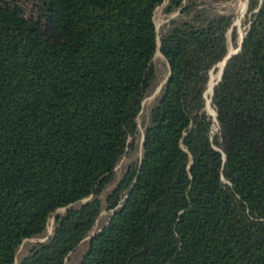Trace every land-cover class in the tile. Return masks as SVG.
<instances>
[{"label": "trees", "instance_id": "16d2710c", "mask_svg": "<svg viewBox=\"0 0 264 264\" xmlns=\"http://www.w3.org/2000/svg\"><path fill=\"white\" fill-rule=\"evenodd\" d=\"M20 1L0 0V264L52 216L20 264H64L92 230L99 194L134 149L158 43L170 74L142 155L79 264H264V0L248 1L240 50L213 88L214 134L204 94L232 15L169 0L186 19L158 40L164 0H26L31 15Z\"/></svg>", "mask_w": 264, "mask_h": 264}, {"label": "rangeland", "instance_id": "374dc122", "mask_svg": "<svg viewBox=\"0 0 264 264\" xmlns=\"http://www.w3.org/2000/svg\"><path fill=\"white\" fill-rule=\"evenodd\" d=\"M249 0H228L223 2H217V3H210L208 0H196V3L199 4L201 7H210L208 9H211L212 11L220 14H230L233 16V24L234 28L236 30V39L233 41L231 39V31L230 29L227 31V39H228V49L229 51H234L235 44L238 46L240 43L241 38L243 37L245 33V28L247 27V6H248ZM21 4L23 5L25 9V13L27 15L36 14V9L34 8V5H32L31 2H28L26 0H21ZM183 2H186V0H183ZM169 0H164L160 5H158L154 10L153 20L156 26V30L158 33V40L159 38L172 26V21L176 20L177 22L186 19V16L184 14H180L179 10L180 8H175L171 11H166L168 8ZM158 51V48L156 49L153 58H152V65L155 71V81L152 85V87L147 92L146 96L142 100V107L141 111L137 117V124H138V130L135 137V146L133 150L128 151L126 154L122 156V158L117 163L114 174L112 176V179L110 182L104 187L102 192L99 194V198L102 202V210L92 228V230L88 233V235L75 247L74 250H72L64 259V264H79L83 255L85 254L89 239L88 237L98 231L108 220L111 211L106 208V197L111 193V191L114 189L116 184L118 183L119 179L122 177L126 167L131 162H135L139 160V158L142 155V137L144 132V127L148 122V115L152 107L155 105L157 100L159 99L162 88L165 84V80L169 75V66L163 57V55L160 52L159 54H156ZM160 51V50H159ZM220 73V67H216V69L210 72V81H213V84L217 81L219 78ZM207 98L209 99L210 95V87L207 89ZM206 110L207 113L212 117V133H217L218 131V125L217 121L213 119V114L215 112L214 108L211 106V104H207L206 99ZM91 197V196H90ZM90 197L84 198L80 201H77L68 207L72 208H78L82 203L89 200ZM66 208H60L56 211L58 214H63L65 212ZM53 223H54V217L52 216L49 220V223L47 225V228L44 232V235L39 238H29L25 239L22 244L20 245L16 259L14 264H20L21 258L28 252L29 248L32 244H34L37 241L44 240L49 234H51L53 229Z\"/></svg>", "mask_w": 264, "mask_h": 264}, {"label": "water", "instance_id": "95a60500", "mask_svg": "<svg viewBox=\"0 0 264 264\" xmlns=\"http://www.w3.org/2000/svg\"><path fill=\"white\" fill-rule=\"evenodd\" d=\"M233 27H234V24H232V27H231L230 31L232 30ZM242 38H243V37H242ZM242 38H241V40H240V43H239L238 47H237L234 51H229V50H228L227 55H226V56L224 57V59L220 62L221 65H220V63H218L217 65L214 66V68H216V67H220V73H219V78H218L217 81L214 83V85L211 87L210 95H209V99L207 98V93H208V92H207V90L205 91L204 96H205V98L207 99V104H208V105H209L210 102H211V97H212V95H213V88H214V86L217 85V84L221 81L222 73H223V68H224V66H225V64H226V62H227V60H228L232 55L236 54V53L240 50L241 43H242ZM158 49H159V43H158ZM214 68H213V69H214ZM213 69H212V70H213ZM169 74H170V68H169ZM168 77H169V75H168ZM168 77L166 78L165 82L168 80ZM207 89H208V88H207ZM213 119H214L215 121H217V119H216V111H215L214 114H213ZM142 139H143V137H142ZM113 212H114V210L112 211V213H113ZM92 236H93V234H91V235L88 237V239H90Z\"/></svg>", "mask_w": 264, "mask_h": 264}, {"label": "bare ground", "instance_id": "6f19581e", "mask_svg": "<svg viewBox=\"0 0 264 264\" xmlns=\"http://www.w3.org/2000/svg\"><path fill=\"white\" fill-rule=\"evenodd\" d=\"M156 54H159V55H160V51H159V49H158V51L156 52ZM220 65H221V63H220ZM213 85H214V84H213V81H211V82L208 83V87H210V90H211V87H212Z\"/></svg>", "mask_w": 264, "mask_h": 264}]
</instances>
